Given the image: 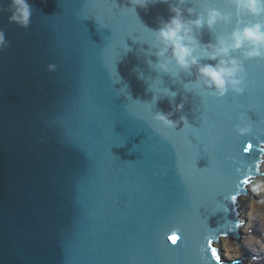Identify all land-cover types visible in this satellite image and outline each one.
Returning a JSON list of instances; mask_svg holds the SVG:
<instances>
[{"label": "water", "instance_id": "obj_1", "mask_svg": "<svg viewBox=\"0 0 264 264\" xmlns=\"http://www.w3.org/2000/svg\"><path fill=\"white\" fill-rule=\"evenodd\" d=\"M26 3L21 25L0 0V264H241L215 243H239V196L264 178V56L232 51L242 90L215 95L155 34L170 6L230 13L192 29V57L214 65L202 49L264 16L229 0Z\"/></svg>", "mask_w": 264, "mask_h": 264}, {"label": "clouds", "instance_id": "obj_2", "mask_svg": "<svg viewBox=\"0 0 264 264\" xmlns=\"http://www.w3.org/2000/svg\"><path fill=\"white\" fill-rule=\"evenodd\" d=\"M133 2L143 5L144 0H133ZM229 3L232 4L240 14L246 13L253 17L264 16V0H229ZM11 7L13 13L10 20L21 25H27L30 12L26 0H11ZM170 11L174 13V15L171 16L167 22H162L161 27L155 34L158 43L162 46L161 51L157 53V55H163L170 51L171 58L180 68L187 69L195 65L197 68L198 81L201 82L206 89H215V95H222L228 89L239 93L242 90L240 87L241 79L239 78L241 65L237 58L230 56V53L235 50L243 49L241 51V56L244 58L264 56V21H258L248 24L243 28L234 29L227 38H218L216 45L206 46L201 51L202 57L208 60H215L216 63L214 65H199L196 59L192 57L193 47L191 45L196 43L192 32L193 27L200 28L202 23H204L211 28L219 20L227 21L231 14L226 13L222 15L215 9H205V18L203 20L199 16H197L195 20H185L179 8L170 6ZM187 11L191 14L192 10L188 9ZM167 64L168 59L166 57L165 62L159 65L160 69L167 70ZM155 119L168 126L174 124L173 121L168 119L167 115L157 114ZM262 161L263 162H261L257 168L258 174H261L260 170L264 163V155ZM253 184L254 181H251L246 184L243 189L253 194L251 191ZM247 198V196H239V214L236 217L238 224H241L237 228V233L239 235L241 233L240 227L244 225V219H246L241 216V199L245 200ZM249 199L251 198L249 197ZM257 199H259V197ZM256 235L259 236L258 233H256ZM224 238L230 237H220L215 243V245L219 247V249L215 250L220 262L223 263L225 260L240 261L241 264H251L259 260L261 263L259 255L260 250L258 249L257 242H254V244H256L254 250L239 248L237 251L238 257L229 259L223 254L222 240ZM253 254H256L257 258L252 260L251 256ZM241 256L243 257L240 258ZM243 259H245V262Z\"/></svg>", "mask_w": 264, "mask_h": 264}, {"label": "rangeland", "instance_id": "obj_3", "mask_svg": "<svg viewBox=\"0 0 264 264\" xmlns=\"http://www.w3.org/2000/svg\"><path fill=\"white\" fill-rule=\"evenodd\" d=\"M260 171L261 174H264V163L262 164ZM251 191L255 195L253 199H249V197L245 200L241 199V216L246 219H244V225L240 227V243H237L236 239L224 238L222 240V247L225 250L223 251V254L229 259L237 256V251L239 248H249L251 250H254L256 248V244H254L255 239L258 240L256 241L257 243L259 242V240L264 239V237L259 238V236L257 235H255L254 239V232H251V230H255L258 225V230H260L261 228L264 229V178L254 181ZM258 197L259 199H257ZM258 221L260 222V224ZM260 255V258L264 263V255L261 252ZM242 257L243 256H241L240 258ZM243 261L245 262V259H243Z\"/></svg>", "mask_w": 264, "mask_h": 264}, {"label": "bare ground", "instance_id": "obj_4", "mask_svg": "<svg viewBox=\"0 0 264 264\" xmlns=\"http://www.w3.org/2000/svg\"><path fill=\"white\" fill-rule=\"evenodd\" d=\"M259 222V221H258ZM259 224H260V222H259ZM257 228H259V225L257 226ZM251 232H254L253 233V237H254V239H255V235H256V233H258L259 234V236H260V238H262V236L264 237V229H260V231L258 230V229H255V230H251ZM254 241V240H253ZM256 241H258L257 239H255V241L254 242H256ZM258 249L260 250V252L264 255V239H261V240H259V242H258Z\"/></svg>", "mask_w": 264, "mask_h": 264}, {"label": "snow or ice", "instance_id": "obj_5", "mask_svg": "<svg viewBox=\"0 0 264 264\" xmlns=\"http://www.w3.org/2000/svg\"><path fill=\"white\" fill-rule=\"evenodd\" d=\"M173 241H175V239H177L176 237H173V238H171Z\"/></svg>", "mask_w": 264, "mask_h": 264}, {"label": "trees", "instance_id": "obj_6", "mask_svg": "<svg viewBox=\"0 0 264 264\" xmlns=\"http://www.w3.org/2000/svg\"><path fill=\"white\" fill-rule=\"evenodd\" d=\"M240 254V253H239Z\"/></svg>", "mask_w": 264, "mask_h": 264}]
</instances>
